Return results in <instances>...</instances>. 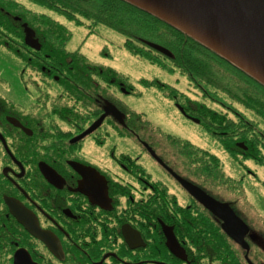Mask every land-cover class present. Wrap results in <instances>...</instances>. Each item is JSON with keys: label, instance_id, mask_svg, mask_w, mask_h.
<instances>
[{"label": "flooded vegetation", "instance_id": "1", "mask_svg": "<svg viewBox=\"0 0 264 264\" xmlns=\"http://www.w3.org/2000/svg\"><path fill=\"white\" fill-rule=\"evenodd\" d=\"M0 20L10 32L18 21L12 9H0ZM20 27L21 61L7 50L13 34L0 47V64H22L18 72L0 68V264H264V151L243 161L238 175L222 168L237 166L248 150L235 120L216 136L201 127L203 147L187 136L143 132L134 111L107 92L132 94L124 78L52 71L44 42L28 27L40 49L28 47ZM49 81L75 104L46 103ZM167 98L186 121L196 119ZM110 105L121 120L108 115L77 140ZM224 109L221 116H235Z\"/></svg>", "mask_w": 264, "mask_h": 264}, {"label": "trees", "instance_id": "2", "mask_svg": "<svg viewBox=\"0 0 264 264\" xmlns=\"http://www.w3.org/2000/svg\"><path fill=\"white\" fill-rule=\"evenodd\" d=\"M7 1L11 2L8 6ZM0 9H12L14 17L18 19L11 22L15 26L12 32L5 27L0 28L5 36V40L0 37V47L10 39L9 34H13L16 45L7 50L16 60L21 61L23 56V50L17 44L22 39L20 26L27 24L44 42L41 54L48 56L45 62L47 67L54 66L52 71L62 74L74 69L83 73L89 70L88 66L94 72L111 76V80L119 79L118 74L110 68L89 65L81 54L68 51L66 45L71 38L70 31L39 9L63 16L74 26L86 28L89 33H93L97 26L105 27L122 36L123 47L131 56L167 69L169 73L178 72L189 86L203 95L209 103L193 100L195 105L191 107L195 109L190 108L179 97L182 93L174 89L167 96H175L176 102L200 121L199 127H205L208 135L216 136L222 128L230 127V124L224 123L225 120L236 121V137L248 147L243 158H238V167L246 168L247 164H243V161H247L253 153L264 151V86L181 30L122 0H0ZM150 45L160 46L167 53L162 54ZM75 56L79 58L74 59ZM57 57H63L61 64L57 62ZM64 79L70 80L69 77ZM158 86L161 92L166 89L163 88L165 85ZM70 88L71 85L67 84L66 89L73 91ZM224 108L233 110L235 116H221L220 113L226 111ZM223 124L225 126L222 127ZM222 150L231 151L226 148Z\"/></svg>", "mask_w": 264, "mask_h": 264}, {"label": "rangeland", "instance_id": "3", "mask_svg": "<svg viewBox=\"0 0 264 264\" xmlns=\"http://www.w3.org/2000/svg\"><path fill=\"white\" fill-rule=\"evenodd\" d=\"M39 10L57 19L70 31L71 38L66 45L68 51H76L83 55L89 65H99L110 68L117 73L119 77L124 78L123 80L126 81L127 87H132V94L130 95L121 94L112 86L108 88L109 91L107 92L121 98L126 107L134 111V113L140 117L142 120L143 132L151 130L157 135L163 133V136L165 133L167 134L170 132L175 135L187 136L192 139L195 145L200 147L204 146V143L199 141V132L202 131L201 128L181 117L178 111L173 107L172 101L167 98L171 89H174L177 93H182L194 101L209 103L198 90L193 89L192 86L187 84L183 76L178 72L169 73L167 69L148 64L131 56L123 47L124 39L122 36L110 29L97 26L94 28L93 33H89L86 28L74 26L71 22L65 20L63 16H57L55 13L48 12L47 10ZM2 63L4 64H0V68L8 73L12 70L18 72L22 66V64L16 60L14 61V65L7 64L6 61ZM83 73L90 74L93 73V70H87ZM94 73L98 74V72ZM95 74V81H100L98 80L100 78H98L97 75L96 77ZM145 83L149 85L147 86ZM159 84L165 85L163 87L166 88L164 90L165 93L160 91ZM46 86L47 88L45 91L48 93L46 95V103L55 99L57 101L56 105L66 103L71 106L75 104V101L69 98L70 95L62 90L56 82L49 81ZM95 90L97 91L98 89L95 88ZM59 95L69 100L58 101L60 98ZM179 97L181 99L183 98L182 95H179ZM34 98L35 97L30 99L33 105L35 103ZM27 103L26 101V104ZM37 104L41 103L38 102ZM51 104H53V102H51ZM80 112L83 114L82 110H80ZM55 123H57L56 127H58L57 125L62 126L58 121H55ZM205 145L208 146V143H205ZM207 146L206 148L209 149ZM176 147H179L178 144H176ZM210 149L212 152L216 151L213 145H210ZM194 165L197 166L195 163ZM229 167L231 169H229ZM229 167L226 164H224V166L222 165V168L235 175L237 174L236 170L240 168L233 166V163L232 165L229 163Z\"/></svg>", "mask_w": 264, "mask_h": 264}, {"label": "water", "instance_id": "4", "mask_svg": "<svg viewBox=\"0 0 264 264\" xmlns=\"http://www.w3.org/2000/svg\"><path fill=\"white\" fill-rule=\"evenodd\" d=\"M122 1L181 30L264 86V0ZM22 29L25 44L38 51L40 47L33 31L26 24L22 25ZM150 47L162 54L167 53L160 46ZM108 115L121 120L120 112L112 105L107 106L97 121L77 140L96 130ZM186 118L199 123L196 119ZM239 146L243 148L241 144ZM186 186L190 187L188 184ZM224 231L231 236L229 229L224 227Z\"/></svg>", "mask_w": 264, "mask_h": 264}]
</instances>
